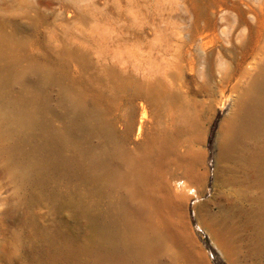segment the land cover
<instances>
[{
	"label": "rangeland",
	"instance_id": "rangeland-1",
	"mask_svg": "<svg viewBox=\"0 0 264 264\" xmlns=\"http://www.w3.org/2000/svg\"><path fill=\"white\" fill-rule=\"evenodd\" d=\"M255 84L264 0H0V264H94L61 236H112L130 261L122 201L147 226L149 264H264ZM75 101L86 127L63 154L108 151L111 178L28 174L6 109L40 112L39 139L71 124Z\"/></svg>",
	"mask_w": 264,
	"mask_h": 264
},
{
	"label": "bare ground",
	"instance_id": "bare-ground-1",
	"mask_svg": "<svg viewBox=\"0 0 264 264\" xmlns=\"http://www.w3.org/2000/svg\"><path fill=\"white\" fill-rule=\"evenodd\" d=\"M253 92L254 95L260 96L264 102V87L255 84ZM73 106L78 112L68 127L55 131L42 129L44 135L39 139H36L34 132L41 126L45 128L40 112L22 105L6 109L4 117L7 124L13 129L15 136L13 148L26 155L27 161L24 164V170L28 174L46 177V179L51 178V176H61L67 179H97L104 171L111 178L107 168L110 157L108 151H103L89 158L81 156V159L64 156L63 151L66 148L71 145H79L78 133L86 127L81 104L75 101ZM250 112H248L249 115ZM243 120L246 119L243 117L242 122ZM242 126L245 127V131L249 132L258 128L253 126L250 131L246 121L242 123ZM118 219L124 223L122 237L127 242L124 250L132 253L130 261L124 259L117 251L118 245L115 246L117 240L112 236H109L106 243L97 248L76 247L68 237L61 236V239L71 253H87L92 257L94 264H104L114 260L116 261L115 264H149L151 255L150 249L147 247L148 238L145 223L130 221V209L128 202L125 201L119 204ZM117 238L119 240V237Z\"/></svg>",
	"mask_w": 264,
	"mask_h": 264
}]
</instances>
